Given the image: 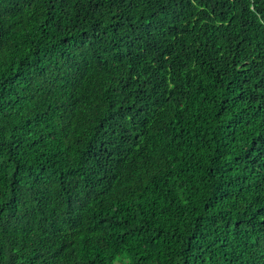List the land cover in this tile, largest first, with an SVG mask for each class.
Listing matches in <instances>:
<instances>
[{
	"label": "trees",
	"instance_id": "trees-1",
	"mask_svg": "<svg viewBox=\"0 0 264 264\" xmlns=\"http://www.w3.org/2000/svg\"><path fill=\"white\" fill-rule=\"evenodd\" d=\"M0 264H264V0H0Z\"/></svg>",
	"mask_w": 264,
	"mask_h": 264
}]
</instances>
